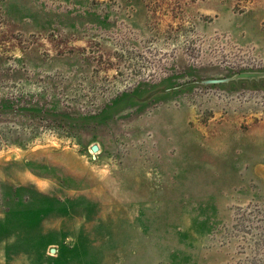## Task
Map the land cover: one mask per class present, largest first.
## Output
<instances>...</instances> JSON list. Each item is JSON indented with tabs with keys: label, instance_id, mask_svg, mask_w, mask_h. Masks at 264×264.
I'll return each instance as SVG.
<instances>
[{
	"label": "rangeland",
	"instance_id": "obj_1",
	"mask_svg": "<svg viewBox=\"0 0 264 264\" xmlns=\"http://www.w3.org/2000/svg\"><path fill=\"white\" fill-rule=\"evenodd\" d=\"M244 70L264 0H0V264H264V79L170 91Z\"/></svg>",
	"mask_w": 264,
	"mask_h": 264
},
{
	"label": "water",
	"instance_id": "obj_2",
	"mask_svg": "<svg viewBox=\"0 0 264 264\" xmlns=\"http://www.w3.org/2000/svg\"><path fill=\"white\" fill-rule=\"evenodd\" d=\"M264 79V70H244L239 71L231 76L227 77H213V78H206V79H200L195 80L191 82H187L185 84L174 86L171 90H176L178 88H183L187 85H215V86H222V85H228L231 82H240V81H261ZM93 150L96 151L98 149V145H93Z\"/></svg>",
	"mask_w": 264,
	"mask_h": 264
},
{
	"label": "flooded vegetation",
	"instance_id": "obj_3",
	"mask_svg": "<svg viewBox=\"0 0 264 264\" xmlns=\"http://www.w3.org/2000/svg\"><path fill=\"white\" fill-rule=\"evenodd\" d=\"M174 86H177V85H174ZM174 86H172L171 88H173ZM201 86H202V85H201ZM170 91H174V90H171V89H170ZM137 99H138V101H143V98H142V97H138ZM149 99H150V98H149ZM149 99H147V100H149Z\"/></svg>",
	"mask_w": 264,
	"mask_h": 264
},
{
	"label": "bare ground",
	"instance_id": "obj_4",
	"mask_svg": "<svg viewBox=\"0 0 264 264\" xmlns=\"http://www.w3.org/2000/svg\"><path fill=\"white\" fill-rule=\"evenodd\" d=\"M97 150H98V149H97ZM97 150H96V151H97Z\"/></svg>",
	"mask_w": 264,
	"mask_h": 264
}]
</instances>
